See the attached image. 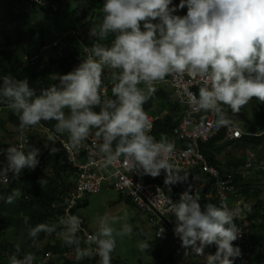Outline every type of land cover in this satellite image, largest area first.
I'll list each match as a JSON object with an SVG mask.
<instances>
[{"label": "clouds", "instance_id": "obj_1", "mask_svg": "<svg viewBox=\"0 0 264 264\" xmlns=\"http://www.w3.org/2000/svg\"><path fill=\"white\" fill-rule=\"evenodd\" d=\"M184 9L186 14L179 15ZM101 13L88 30L91 45L80 42L84 52L80 63L66 74H50L53 83L39 93L28 78L17 79L11 73L0 76V104L19 121L18 143L0 148V156L5 158L0 161V183L9 184L10 175L17 179L23 170L38 167L41 150L30 146L28 131L54 121L44 143L50 155L60 152L55 146L59 140L74 165V154L87 151L88 162L79 164L80 168L95 166L114 175L120 163L141 177L152 178L163 171L164 185L172 190L171 186L187 182L189 175L173 161L175 142L166 134L161 133L159 139L152 134L154 118L145 105L155 97L158 85L184 77L189 78L188 83L198 82V95L185 91L184 96L190 107L203 113L196 126L201 130L208 127L209 114L216 128H229L233 116L253 100L264 104V0H179L178 4L174 0H105ZM109 37H113L110 43ZM106 80L111 82V96ZM260 132L253 133L259 136ZM247 153L260 160L257 157L263 149H248ZM254 169L264 173V164L262 170ZM261 177L264 180V174ZM37 183L44 188L48 180L41 178ZM224 183L218 181L217 185L223 188ZM20 196L16 188L0 194V200L11 205ZM165 199L185 257H205L206 249L213 245L217 250L206 255V264H235L242 256L240 247L234 246L243 235L236 220L250 213L251 205L238 202L229 208L221 200L219 205L209 202L202 206L198 188L191 185L178 201ZM21 216L33 247H39L41 233L55 234L72 248L76 261L95 256L97 264H113L118 241L122 243L134 231L127 211L98 214L91 233L82 229L80 216L67 210L56 222L35 226L30 225L29 216ZM165 231L159 226L157 237H163ZM136 247L147 253L151 244L143 239ZM15 248L19 254L20 244ZM17 254L9 257V264L37 262L32 252ZM50 256L46 253L39 264H47Z\"/></svg>", "mask_w": 264, "mask_h": 264}, {"label": "trees", "instance_id": "obj_2", "mask_svg": "<svg viewBox=\"0 0 264 264\" xmlns=\"http://www.w3.org/2000/svg\"><path fill=\"white\" fill-rule=\"evenodd\" d=\"M16 2L20 7H23L25 11L17 14L21 20V25L17 28L18 38L16 41H11L8 31L0 27V35H2L6 41L5 45L0 47V76L11 73L17 79L28 78L31 87H47L53 83L49 75L55 73L56 67L59 65L62 66L63 69L66 70L64 71L66 74L75 67L73 64L75 60L84 57L80 42L87 46L91 45L93 38L88 35V30L94 21L102 17L100 11L102 8V0H91L89 9L92 10L93 15L89 19H87L86 9L74 10V14H78L81 18L80 25L83 29V35L79 40L71 38L70 47L67 51L62 53H56L54 51L52 54L48 53L49 55H42L37 61L26 63L23 60L24 56L33 57L47 44L43 37L45 29L40 22H44L45 16L47 15H59L62 11L64 0L49 1L47 4H45V2L44 4H39L32 0H16ZM175 2L179 3V0H175ZM55 4H57L56 8L54 6ZM97 10L100 12H97ZM183 11L186 13L187 10L184 9ZM32 19L35 21H32ZM70 28H73V26L70 25L65 29L67 30ZM65 29H63L62 32ZM39 36L43 37L40 41H38ZM25 40L27 43L23 44ZM157 89L155 97L145 105V109L149 114L160 116L159 120L154 124V131L152 134L157 139L160 138L161 133L166 134L168 138H170L172 131L178 126L186 111L174 102L172 92L168 90V87H157ZM0 110L9 111L10 121L17 128L19 124L17 116L3 104H0ZM254 112L257 121L260 122V126L255 127L258 132H262L264 130V111H260L259 108L256 107ZM235 117L236 116H233V120ZM43 123L52 128L55 122ZM232 126H234V124ZM226 132L227 129L223 128L215 138L200 144V149L211 166H215L225 173L229 172L234 174V185L239 190L242 202L252 206V211L250 213L245 212L247 222L245 221L246 226L244 228L247 230V237L252 241L254 248L250 251L249 257L252 260H260L264 258V180L263 177H261L260 181L253 180L252 183L248 182L245 176L239 171L249 166L246 153L248 149L255 148L258 149V151L259 149H263V153L260 154V157L264 158V136L257 137L250 134L253 132H244L241 139L228 140ZM31 140L30 146L41 150L40 155L45 161V171L39 172L37 168L35 170L25 169L19 178L13 179L11 177V182L8 185L3 186L0 184V194L7 195L16 188L21 191V196L11 205L0 200V231L3 226L5 229L15 230L14 239H3L5 232L0 233V237L2 236L0 240V264H9V257L13 254H17L15 248L17 243L21 246V251L17 255L22 256L25 252H33V246L31 240L27 237L26 226L23 223L21 214L30 217L29 223L32 226L38 223L56 222L57 218L63 214L64 199L74 185L76 170L67 163L64 151L60 149L59 153L50 155L49 150L44 148L43 142L40 141L37 145L34 142L33 135L31 136ZM56 147L60 148L59 146ZM232 147L235 148L238 156H230L231 153H229V150ZM239 153H241L242 156H240ZM4 159L3 156H0V161ZM251 167L255 168L254 166L248 168L251 169ZM258 174L262 176L264 173L258 170ZM41 178L48 180V184L44 188L37 183ZM208 192L209 190L200 196V203L202 206L209 202L217 204L215 198L206 196ZM120 200L133 206L129 200L121 196ZM86 205L87 201L85 200L83 205L79 206V208ZM79 208L74 211L77 215ZM79 235H81V233ZM46 236L47 234L41 233L39 242L43 241ZM160 242H162V240L156 239L154 243L158 244ZM216 250V246L213 245L206 249V253H215ZM69 252L72 253V248L58 241L55 244L48 243L42 250L36 251L34 255L37 257L36 263L44 259L46 253H51L53 256H59L57 261L61 260L64 264H97V258H87L79 262L75 259L69 260V258L62 256V254ZM51 264L58 263L53 260Z\"/></svg>", "mask_w": 264, "mask_h": 264}, {"label": "built area", "instance_id": "obj_3", "mask_svg": "<svg viewBox=\"0 0 264 264\" xmlns=\"http://www.w3.org/2000/svg\"><path fill=\"white\" fill-rule=\"evenodd\" d=\"M32 1L39 4H44V0ZM174 3H176L175 0ZM178 14L184 15L186 13L182 10ZM82 35L83 34L79 29H67L61 33H56V38L51 44L43 46L41 50L33 57L24 56L23 60L25 63L37 61L43 55V53L49 49H54L56 53L65 52L70 47V37H74L75 39L79 40ZM112 38L113 37H109V43ZM79 63L80 59L73 62L75 67ZM169 79L171 80V78ZM188 80V77L178 78L176 81L167 85L157 86H169L172 90L174 102L186 111L178 126L172 131L171 137L169 139L173 140L176 145V152L173 157V161L188 173V181L183 184L171 186L172 190H169L168 187L164 185L165 174L163 171L160 177L152 178L149 176L141 177L135 174L134 169H130L126 165L120 163L117 164L119 172L118 174L114 175H109L108 172H101L95 166L89 168H80L78 166L79 164H86L88 162L89 155L87 151L81 149L78 153L74 154L75 161L77 162L74 165L69 160L68 151L58 140L55 146H59L60 149L64 151L67 163L76 170L74 185L64 199L62 215L65 214L66 210L70 214H75V209L83 205L88 196L97 195L104 189L114 190L121 197L129 200L137 211L149 217V220L156 227V239L163 241L175 237L173 232L175 218L167 212V203L165 198L170 197L174 202L178 201L180 194L188 189L189 185H191L194 190L198 188L200 196L206 193V189H211V193H208L206 196L215 198L217 200V205H219L221 200H223L228 204L229 208H233L238 202H242L239 190L234 185V174L229 172L225 173L221 169L211 166L200 149V144L206 143L215 138L223 128H216L212 124L214 118L210 114L208 115V127L206 129L201 130L196 127L203 113L196 111L194 107H190L188 105L184 93L185 91H192L198 95L199 84L194 79L191 81V83H188ZM105 83L108 87L107 95L110 96L111 82L106 80ZM33 88L36 89L37 93H39V90L41 89L37 87ZM177 93H179V95H177ZM98 110L99 109H97V111ZM149 115L154 118V124L159 120L160 116L153 114ZM40 128L46 134H48V130L52 129L44 125L43 122ZM226 129L228 140L241 139L244 135L242 129L236 126H231ZM35 131L36 129H29L28 131L30 144L32 142L31 136L34 135ZM153 131L154 127L152 133ZM237 133H239V135H237ZM252 136H256L255 133H252ZM262 136H264V131L260 132V135L257 137ZM61 139H65V137H61ZM88 143H91V140H89ZM253 154L250 156L253 157ZM92 158L97 160L100 159L99 156H94ZM38 159L40 161L37 167L38 171H45V161L41 155ZM111 171L112 169H109V172ZM181 175H183V173H181ZM218 181L225 182L223 188L218 187ZM0 184L3 186L8 185L3 183ZM137 185H142V188L137 189ZM157 188H160L162 191L158 193ZM134 192L135 195H133ZM192 194H194V191ZM81 219L83 221L82 229H86L91 233L85 220L82 217ZM246 219L247 216L244 213L236 220V223L241 229L243 235L240 239L234 242V246H239L242 251V256L235 260V264H264V258H261L260 260H252L249 257L250 251H252L254 248L252 241L247 237V230L244 228L247 222ZM159 226L164 227L166 230L164 236L160 238L157 237V230ZM81 236H83V232H81ZM62 256L68 258V253H64ZM53 257L54 256L51 254V256L47 258V264H51ZM93 258H97L98 262V257L94 256L90 259Z\"/></svg>", "mask_w": 264, "mask_h": 264}, {"label": "rangeland", "instance_id": "obj_4", "mask_svg": "<svg viewBox=\"0 0 264 264\" xmlns=\"http://www.w3.org/2000/svg\"><path fill=\"white\" fill-rule=\"evenodd\" d=\"M49 1H58V0H44L45 4ZM91 0H64L62 11L59 15H47L45 16V21L40 22L45 29L44 38L47 44H51L55 38L56 33L62 32L63 29L72 25L73 28L70 29H79L83 34V29L81 27V18L78 14H74V10L86 9L87 19L92 17L93 12L89 9V4ZM104 0H102L103 6ZM57 4H55V8ZM24 10L23 7H20L16 0H0V27L6 29L10 35L11 41H16L18 38V26L21 25V20L17 14L22 13ZM101 11V9H100ZM97 10V12H100ZM96 14V13H95ZM32 21H35L32 19ZM75 26V27H74ZM66 30V29H65ZM64 30V31H65ZM42 36L38 37V41L43 38ZM74 38V37H70ZM6 41L2 35H0V47L5 45ZM27 41L23 42L26 44ZM40 45V44H39ZM54 52V49L46 50L43 55H49ZM49 53V54H48ZM12 65V64H11ZM62 66L55 68V73L65 74ZM167 88V87H166ZM170 91V89L168 88ZM171 92V91H170ZM173 98V97H172ZM259 108L260 111H264V104H259L258 101L253 100L249 105L241 110V113L237 114L234 119V125L240 127L244 132H258L257 126H260V122L257 121L254 110ZM256 126V127H255ZM255 128V129H254ZM15 125L10 121V113L8 110H0V148H6L11 144L17 143ZM34 142L38 145L39 142H46L47 134L38 127L34 133ZM230 156H238L235 148L229 150ZM247 153V152H246ZM240 156L241 153H239ZM247 163L253 165L255 168H263L262 158H250L249 153H247ZM225 158V157H224ZM248 182L253 180L261 179V174H258V170L254 168L248 170V167H245L239 171ZM87 205L82 206L78 209V215L82 217L91 232L95 230L94 218L99 214L103 215L108 213L110 215H122L123 212L127 211L129 213L128 222L133 226V234L130 237H125L124 241L121 243L118 241L117 250L113 253V264H173L174 261L179 257L181 251L174 250L171 246V238L163 240L162 242L156 244V227L149 220V217L141 214L136 210L135 207L127 204L125 201L120 200V195L114 190L104 189L101 193L97 195H91L86 198ZM119 227V225H117ZM4 233L3 239H14L15 230L5 229L2 227L0 233ZM143 233L141 235L140 233ZM2 236L0 237V240ZM148 239L151 244V249L147 253H141L136 247L138 240ZM176 239V238H175ZM60 241L56 238L55 235H47L45 239L39 242V247H32V253L35 254L36 251L42 250L48 243L55 244ZM69 260H73L74 256L72 253H68ZM59 256H54L58 264H64L61 260L57 261ZM87 259V258H86ZM84 261V260H83ZM82 262V261H79ZM91 264V263H89Z\"/></svg>", "mask_w": 264, "mask_h": 264}, {"label": "crops", "instance_id": "obj_5", "mask_svg": "<svg viewBox=\"0 0 264 264\" xmlns=\"http://www.w3.org/2000/svg\"><path fill=\"white\" fill-rule=\"evenodd\" d=\"M48 45V44H46ZM253 152V151H252ZM250 152V153H252ZM242 174V173H241ZM245 176V175H244ZM207 190H209L208 193H211V189H206V192ZM207 193V194H208ZM171 238V246L174 248V250L177 248V250L181 251L179 253V257L174 261L173 264H206V255L207 254H214V252H207L205 253V257H199V256H196V255H189L187 257L184 256V249L180 247V241L178 238Z\"/></svg>", "mask_w": 264, "mask_h": 264}]
</instances>
